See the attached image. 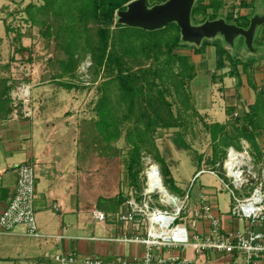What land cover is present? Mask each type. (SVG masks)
Returning a JSON list of instances; mask_svg holds the SVG:
<instances>
[{
    "label": "rangeland",
    "instance_id": "1",
    "mask_svg": "<svg viewBox=\"0 0 264 264\" xmlns=\"http://www.w3.org/2000/svg\"><path fill=\"white\" fill-rule=\"evenodd\" d=\"M250 1L194 0L191 23L202 24L211 15L236 21L250 8L261 14L264 0H254L252 7ZM89 4L85 0L80 6L84 19L79 22L73 10L76 6L57 12L43 0H0V119L34 116L37 131L53 136L49 143L53 151L73 153L74 169L89 206L114 212L124 200L138 199L145 188V172L153 164L161 171L167 191L179 198L184 197L198 170H216L221 176L225 148L218 141L215 152L209 133L216 123L224 126L221 134L232 140L241 133L252 136L255 147L240 139L242 149L235 150L247 152L257 175L264 172V78H254L255 74L264 75V32H260L264 24L256 26L251 46L241 36H235L232 44L220 34L203 38L220 42L231 58L224 54V67L215 69V46L197 54L194 50L199 44L182 40L169 53L166 47L176 33L174 28L129 46V39L116 25L117 12L103 47L96 36L100 24L92 17ZM34 5L41 8L36 14ZM68 24L75 26L79 35L68 31ZM178 55L181 59L175 58ZM170 60L169 78L150 72ZM256 65L253 71L249 68ZM139 70L145 71L136 82L131 80L137 93L123 102L121 90L110 81L118 74ZM191 73L195 76L187 78ZM4 77L7 84L1 82ZM172 82H179L181 88L175 90ZM258 95L263 102L255 103ZM201 184L217 190L219 203L223 199L231 205L228 190L206 172L189 191L191 204L197 200ZM251 187L247 185L245 191ZM92 223L97 236L105 233L101 221Z\"/></svg>",
    "mask_w": 264,
    "mask_h": 264
},
{
    "label": "built area",
    "instance_id": "2",
    "mask_svg": "<svg viewBox=\"0 0 264 264\" xmlns=\"http://www.w3.org/2000/svg\"><path fill=\"white\" fill-rule=\"evenodd\" d=\"M245 153L230 147L222 162L221 176L216 170H198L183 198L167 191L160 170L161 177L155 178L152 189L145 173V188L138 199L132 196L124 200L114 212L94 213L96 219L122 227L114 238L116 242L138 244L143 247L142 252L129 258L91 255L84 257L82 264H232L233 254L242 255L244 264H259L264 257V172L257 175ZM229 163L232 166H228ZM15 170L13 194L0 213V232L22 227L25 234L38 237L35 164L23 162ZM204 172L216 176L230 193L231 205L227 212L216 213L203 190L197 200L190 203L189 191ZM159 184L165 192L160 190ZM247 185L252 187L245 191ZM226 219L244 222V229H227ZM200 223L206 224V228L200 229ZM208 252L214 257L206 259ZM77 256L75 252L60 253L54 259L73 263ZM201 256L203 261L199 259Z\"/></svg>",
    "mask_w": 264,
    "mask_h": 264
},
{
    "label": "crops",
    "instance_id": "3",
    "mask_svg": "<svg viewBox=\"0 0 264 264\" xmlns=\"http://www.w3.org/2000/svg\"><path fill=\"white\" fill-rule=\"evenodd\" d=\"M250 9V12H244L242 15L253 16L255 12ZM260 32H264V28ZM257 65L249 68L253 71ZM235 70L238 71V68ZM246 76L248 79V71ZM254 78L257 81L263 79L264 75L260 77L255 74ZM11 116L0 119V213L13 194L16 166L23 162H33L36 175V222L39 236L25 234L22 227L10 232H0V264H82V259L91 255L109 259L119 256L129 258L140 254L143 250L142 246L119 244L114 240L122 227L94 217L96 211L104 210L95 205L89 206L83 196L82 180L74 169L76 167L74 154L67 150L53 151L49 145L53 136L51 134L45 136L37 131L39 125L34 116H24L28 117L24 120H17ZM46 125L48 126L47 122ZM36 136L39 139H36ZM251 165L253 169L256 168L253 162ZM202 190L205 191L208 200L214 204L216 213L229 210V202H224L223 199L224 210H221L216 189L201 184L199 194ZM94 221L102 222L106 236L104 234L97 236L93 232L91 224ZM242 224V221L232 219H226L224 222L227 229L241 230ZM199 228L205 229L206 224L200 223ZM70 252L77 253V261L60 263L54 259L57 254ZM188 256L190 257L191 253H188ZM213 257L212 253H205L206 259ZM199 259L204 260L203 256ZM231 260L232 264L245 262L244 257L237 254H233ZM259 264H264V257Z\"/></svg>",
    "mask_w": 264,
    "mask_h": 264
},
{
    "label": "trees",
    "instance_id": "4",
    "mask_svg": "<svg viewBox=\"0 0 264 264\" xmlns=\"http://www.w3.org/2000/svg\"><path fill=\"white\" fill-rule=\"evenodd\" d=\"M44 3H47L49 5H52L54 7L55 11H63L65 7L68 8L69 7L72 9V6H76V9H73L77 15L76 18L79 22L83 21V17H82V13L84 12L83 9L80 8V6L82 5V3L85 0H43ZM89 1V9H90V13L92 15V17L99 22L100 26L97 28V39L99 44L101 43L103 45V47L107 46L108 43V39H109V32H110V25L114 22V18H115V14L116 12L120 11V10H124L126 9V5L132 1V0H88ZM166 0H157L153 3H150L146 0V4L148 7L153 6L155 4H160L165 2ZM198 2H200L201 0H197ZM254 0H251L248 3L249 7H252V3ZM194 5V3H193ZM37 10H41V8H38L37 6H33L32 7V11H35V14L37 12ZM89 11V10H88ZM193 11H195V6H192L191 9V15L193 13ZM252 16V14H246V15H242V16H238L236 17V21H229L224 19L227 23H233L236 24L238 26H242V27H247L249 24V18ZM217 17L211 15L210 18L208 19H216ZM74 20V19H72ZM116 25H118L121 29V33L123 35L124 38L129 39L128 45L131 46V44H135V42H141L143 40V38L145 36L151 35L153 33H156L158 31V33H162L165 31V29L167 28H174L176 33L172 39V41H170V43L168 44V46L166 47L168 52L172 54V50L173 48L179 47L181 44V35H180V29L177 26V24L175 22H171L168 23L167 25L161 27V28H157V29H152V30H146V29H142L139 27H134V26H129L123 23H117ZM68 31H75V33L77 35H79V30L76 29L75 26H73L72 24H68V26H66ZM8 29V28H7ZM129 30H134L135 33H131V31ZM126 42V41H124ZM212 45L215 46L216 48V54H217V59H216V64H215V69H221L224 67V61H223V56L224 54H226V50L224 47L220 46V42L216 41V40H207V39H203V41L199 44L198 47L195 48L194 52L197 54H200V52H204L206 47ZM228 60L231 59L229 58V56H225ZM176 59H181V56H175ZM171 64V60L170 62L167 61L166 63H159L157 66L154 67V70H151L150 72L155 73V75H157L160 78H169L171 76L172 70H170V65ZM192 69V68H191ZM145 70H139L138 72L135 73H125V74H118L117 76L114 77V80L110 81V82H115L116 87L118 89H120V93H121V97H122V101L123 102H127L128 98H134L136 93H137V88L134 86V84H132V82H136L137 78L139 77V74L144 73ZM146 72H149V70H146ZM231 73H237V71L234 69L231 71ZM153 75V74H152ZM195 76L194 73L188 74L186 75L187 78L192 79ZM8 77V76H7ZM4 77L2 79L1 82L6 83L8 82V78ZM132 80V82H131ZM174 83V82H172ZM7 84V83H6ZM174 88L175 90H179V82H176V84L174 83ZM138 86V85H137ZM7 93L8 95H10V87H8L7 89ZM130 96V97H129ZM6 97V96H4ZM11 99V97H10ZM258 100V101H257ZM262 101V96L258 95V97L255 100L256 102ZM2 103L7 104V101L2 99L1 100ZM254 105V104H253ZM251 109L255 110V106H250ZM7 111H10V109L7 107ZM109 118V116H108ZM106 119V117H105ZM243 119H247V115L243 116ZM107 120V119H106ZM223 125L220 123H216L213 124L212 126L209 127V133H210V139L211 142L214 144V151L217 149V142L221 141V146L226 148L229 147H233L234 149H242L241 144H239L238 140L240 139H244L246 141H248L250 143V145H252L253 147H255V142L252 138L251 135H247L245 133H241L238 134L237 137V141L236 140H232L230 137L226 136L225 133L221 134V131L223 129ZM129 137V141L133 142V138L131 135L128 136ZM223 150L224 152L222 153V161L225 159L226 157V150ZM216 152V151H215ZM220 171H222V165L220 167Z\"/></svg>",
    "mask_w": 264,
    "mask_h": 264
},
{
    "label": "water",
    "instance_id": "5",
    "mask_svg": "<svg viewBox=\"0 0 264 264\" xmlns=\"http://www.w3.org/2000/svg\"><path fill=\"white\" fill-rule=\"evenodd\" d=\"M194 0H166L148 7L146 0H132L126 9L117 12L118 22L146 30L161 28L175 22L180 29L181 40L200 44L203 38L220 34L223 40L232 44L235 36H241L251 46L256 26L264 24V7L261 14H253L248 26L227 23L223 18L206 20L202 24L191 23V9Z\"/></svg>",
    "mask_w": 264,
    "mask_h": 264
},
{
    "label": "bare ground",
    "instance_id": "6",
    "mask_svg": "<svg viewBox=\"0 0 264 264\" xmlns=\"http://www.w3.org/2000/svg\"><path fill=\"white\" fill-rule=\"evenodd\" d=\"M231 153H233L234 154V152L233 151H231ZM231 156H232V154H231ZM228 166H232L230 163L228 164ZM148 176H149V178H150V180H149V187H150V189H152V185L155 183V178H159V177H161L160 176V173H159V168L156 166V165H151V166H149L148 168H147V170H146V172H145ZM159 183V182H158ZM159 186H160V190L162 191V192H165V189L163 188V186L161 185V184H159Z\"/></svg>",
    "mask_w": 264,
    "mask_h": 264
},
{
    "label": "flooded vegetation",
    "instance_id": "7",
    "mask_svg": "<svg viewBox=\"0 0 264 264\" xmlns=\"http://www.w3.org/2000/svg\"><path fill=\"white\" fill-rule=\"evenodd\" d=\"M246 28V27H245Z\"/></svg>",
    "mask_w": 264,
    "mask_h": 264
}]
</instances>
